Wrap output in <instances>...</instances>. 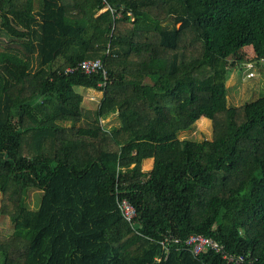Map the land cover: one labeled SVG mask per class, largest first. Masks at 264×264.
<instances>
[{"label":"trees","instance_id":"obj_1","mask_svg":"<svg viewBox=\"0 0 264 264\" xmlns=\"http://www.w3.org/2000/svg\"><path fill=\"white\" fill-rule=\"evenodd\" d=\"M106 1L0 0L17 50L0 61V215L13 225L0 264L46 252L43 264H235L194 255V234L264 264V95L229 106L227 87L242 64L264 67V0ZM87 59L106 76L66 71ZM76 88L102 93L98 107ZM200 119L214 139L180 140ZM61 172L94 183L75 196ZM31 190L44 194L36 210Z\"/></svg>","mask_w":264,"mask_h":264},{"label":"rangeland","instance_id":"obj_2","mask_svg":"<svg viewBox=\"0 0 264 264\" xmlns=\"http://www.w3.org/2000/svg\"><path fill=\"white\" fill-rule=\"evenodd\" d=\"M14 45L7 37L0 36V61L4 60L7 55H15L17 54V50L14 48ZM13 46V47H12ZM12 47V48H11ZM244 59L245 61L250 60L253 58L254 53L253 49L251 47H247L243 50ZM227 87H228V104L229 106L234 107H241L245 105L246 103L253 102L257 99H259L261 96L264 95V67L257 66L255 70V77L248 78L247 72L245 71L244 64L236 68L235 70L231 71L229 74V78L227 81ZM77 92H80L84 95V102L83 107L85 110H95L102 98V93L96 92L94 90H84L82 88H76ZM106 123L108 128H111L113 126L120 125V121L116 117H110L103 121ZM215 137V129L214 124L209 119H200L199 121L195 122V124L188 130H183L179 134L180 140H192V141H201V140H213ZM153 163L150 160H147L143 165L144 171H149L152 169ZM98 169V168H97ZM97 169H94L92 172L96 173ZM66 177L65 172H61L59 174V178L57 181H60L61 186L64 188L70 186V191L73 192V190H80L85 189L88 185H91L94 183V178H90L89 182L84 180L83 182H78L74 180H63ZM91 183V184H90ZM75 196H77L76 192H73ZM44 196L39 191L31 190L28 192L26 196H24V202L25 204L32 210L38 209L41 198ZM79 196V195H78ZM80 197V196H79ZM96 193H92L90 200L92 202H96V200H102V201H108L104 198L101 199V197H98ZM1 200H2V194L0 193V209H1ZM13 233V225L11 224L8 217L0 215V236L3 238L9 237ZM50 238V236H49ZM49 240H47V243L49 244ZM50 249V248H49ZM50 251V250H49ZM48 253L46 252L43 255V259L38 262V259L34 258L33 261H35V264H43L46 262L45 259L48 258ZM44 261V262H43ZM38 262V263H37Z\"/></svg>","mask_w":264,"mask_h":264},{"label":"built area","instance_id":"obj_3","mask_svg":"<svg viewBox=\"0 0 264 264\" xmlns=\"http://www.w3.org/2000/svg\"><path fill=\"white\" fill-rule=\"evenodd\" d=\"M104 4H106V8L102 10V12L110 9L111 6L104 0ZM260 63L264 65V60ZM257 66L254 62H248L245 65V71L247 72L248 78L255 77V70ZM76 70H80L86 74H95V73H103L106 76V70L104 62L101 59H87L80 62L76 67H70L66 71L69 73H73ZM117 209L120 212L121 216L131 225L137 220L138 212L136 208L128 201L123 200L122 202L117 201ZM163 244V243H162ZM185 246L189 249L194 255H200L206 251H214L218 254L222 255V258L225 259L228 263L241 264L245 261V258L242 256H234L225 252L224 246L220 245L218 242L214 241L209 237H205L203 235L194 234L191 235L185 242Z\"/></svg>","mask_w":264,"mask_h":264},{"label":"crops","instance_id":"obj_4","mask_svg":"<svg viewBox=\"0 0 264 264\" xmlns=\"http://www.w3.org/2000/svg\"><path fill=\"white\" fill-rule=\"evenodd\" d=\"M89 91V90H88ZM91 91V90H90ZM150 161H152V163H153V160H150Z\"/></svg>","mask_w":264,"mask_h":264}]
</instances>
